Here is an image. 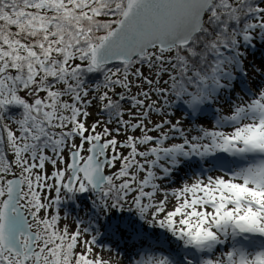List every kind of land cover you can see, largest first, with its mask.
Returning <instances> with one entry per match:
<instances>
[{
	"label": "snow or ice",
	"instance_id": "6c2138e0",
	"mask_svg": "<svg viewBox=\"0 0 264 264\" xmlns=\"http://www.w3.org/2000/svg\"><path fill=\"white\" fill-rule=\"evenodd\" d=\"M104 252L264 264V0H0V264Z\"/></svg>",
	"mask_w": 264,
	"mask_h": 264
},
{
	"label": "rangeland",
	"instance_id": "374dc122",
	"mask_svg": "<svg viewBox=\"0 0 264 264\" xmlns=\"http://www.w3.org/2000/svg\"><path fill=\"white\" fill-rule=\"evenodd\" d=\"M78 203L79 202H71V201L66 202L65 209L62 210V211L69 212L71 214V216H73V217L79 215L81 217H85L86 218V213H85L84 208L83 207H77ZM103 255H104L105 259H108L106 257V254H103ZM110 255H113V254L111 253ZM110 257L112 258V256H110Z\"/></svg>",
	"mask_w": 264,
	"mask_h": 264
},
{
	"label": "bare ground",
	"instance_id": "6f19581e",
	"mask_svg": "<svg viewBox=\"0 0 264 264\" xmlns=\"http://www.w3.org/2000/svg\"><path fill=\"white\" fill-rule=\"evenodd\" d=\"M102 254H106V257L112 260V264H117V260L119 259V257H117L115 253H112L113 255H110L111 253H108V252H104ZM110 256H112V258Z\"/></svg>",
	"mask_w": 264,
	"mask_h": 264
}]
</instances>
